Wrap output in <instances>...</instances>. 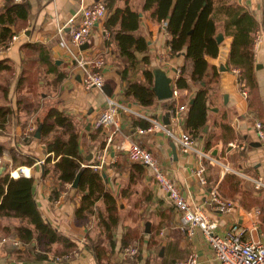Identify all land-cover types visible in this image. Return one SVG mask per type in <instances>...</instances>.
<instances>
[{
    "label": "crops",
    "instance_id": "obj_1",
    "mask_svg": "<svg viewBox=\"0 0 264 264\" xmlns=\"http://www.w3.org/2000/svg\"><path fill=\"white\" fill-rule=\"evenodd\" d=\"M97 1L107 3L110 0H0V12L12 3L29 6L27 19L18 22V27H11L15 32L13 36L18 39L8 49L0 45V60H8L13 67L7 101H4L0 89V105L6 104L12 109L8 122L0 130V145L5 147L0 168L5 167L3 175L10 174L14 169L12 156L15 157V164L33 160L31 166L19 164V167L27 175L24 178L34 179V199L43 218L76 245L73 256H60L69 257L62 260L66 261L64 263H60L57 260L60 257H54L51 253L47 254L46 260H17L7 248L0 247V264H96L88 245L97 242L107 250L108 259L104 264H131L120 257L125 235L129 238L125 247L130 244L137 246L142 264H175L191 253L197 255L198 264H217L199 230H195L191 237L179 231V215L157 187L150 170L128 159L126 150L132 143L151 153L159 168L178 186L188 202L201 206L208 219L216 222V231L220 235L230 225L238 224L246 229L245 239L264 242V190L255 191L253 184L255 179H261L264 183V149L253 128L255 120L264 123V37L257 45L253 44L254 86L248 88L240 70L231 69L228 64L232 38L224 34L221 24L218 25L214 35L218 54L215 58L205 57L208 83H202V86L207 87L206 123L197 137H193L184 127L188 105L198 89V85L189 79L191 64L185 59V53H170L167 44L170 37L163 24L152 20L150 12L142 10L145 0L112 2L113 9L129 7L138 15L139 26L132 36L143 38L146 43L144 52L134 53L139 68L128 69L127 81L121 79V71L128 65H123L118 58L115 43L106 45L109 34L103 22L97 23L91 30L88 47L83 54L91 59H103L104 85L110 86L112 94L107 97L102 91L83 88L80 72L68 64L66 51L60 47L56 32L79 9ZM236 2L252 15L258 24L257 31H261L264 0ZM78 21L77 16L75 22ZM68 32L69 27L66 26V38ZM144 57H149V66L143 63ZM27 60L31 64L28 82L32 85L37 79V96L26 90L17 95L13 91L22 62ZM148 68L152 74L155 70L165 73L171 80L172 90H177L175 97L167 101L155 98L152 105L142 107L132 98L124 96L127 82H145L143 70ZM233 70H238L239 74H233ZM177 71L186 80L187 88H177ZM4 76H0V86L4 84ZM241 91L246 92L245 98ZM107 99L125 107V110L119 111L116 127L96 129L94 122L104 110ZM23 102L27 105H22ZM181 106L185 107L182 111L179 110ZM52 107L69 119L73 132L79 137L78 152L83 158L81 166L90 168L96 163V155L105 152L102 168L90 169L99 173L106 192L116 201L119 221L111 239L105 235L104 201L99 199L95 202L91 215L75 218L74 211L81 199L76 189L65 184L58 197L52 199L53 189L57 187L56 177L52 174L43 177L42 167L37 164L48 156L44 146L38 139L21 140L28 128H37L38 121ZM154 124L157 126L154 127ZM137 128L148 131L139 134ZM182 133L194 140L196 150L206 154V159L202 160L205 185H199L193 174L199 157L182 153L170 136ZM50 138L51 135L47 137ZM214 187L224 198L237 204L234 211L221 214L214 209L209 201L210 191ZM257 209L260 213L255 215ZM1 221L5 225H17L14 219Z\"/></svg>",
    "mask_w": 264,
    "mask_h": 264
},
{
    "label": "trees",
    "instance_id": "obj_2",
    "mask_svg": "<svg viewBox=\"0 0 264 264\" xmlns=\"http://www.w3.org/2000/svg\"><path fill=\"white\" fill-rule=\"evenodd\" d=\"M113 0L106 3L107 15L103 26L109 34L110 45L115 43L117 56L123 65L121 79L127 81L128 69L136 70L139 64L136 61L135 52H144L146 43L143 38H134L132 32L138 29L139 18L137 13L129 7L113 9ZM143 11L150 12V18L155 22L166 23L165 31L170 37L167 44L172 55L185 53V59L191 64L189 79L198 85L193 102L188 105L187 116L184 120V127L188 134L197 137L200 130L206 123V76L208 74V63L205 57L215 58L218 54V47L214 39L216 28L222 26L224 34L232 38L230 45L228 64L231 69H238L241 78L246 86L252 88L253 82V44L254 33L258 30L257 21L236 0H145ZM29 6L21 3L9 4L0 12V45L4 48L14 33L11 27H18V22L27 19ZM143 63L149 66V57L142 59ZM29 61L22 62V70L16 78L14 94H20L23 90L35 92L37 79L31 83L28 79L31 75ZM13 67L6 60H0V76L5 75L6 82L0 86L4 101L8 100L9 87ZM145 82L128 81L124 96L132 98L142 107H148L155 101V94L152 91L153 74L148 69L143 70ZM217 75H213L216 77ZM178 89L188 87L186 80L181 77L177 79ZM12 109L6 104L0 105V130L4 129L8 122ZM40 129L38 139L48 155L42 167V176L54 175L57 180V187L53 189L52 199H56L62 187L72 185L76 176L80 178L76 192L80 195L79 206L74 211L77 219H82L93 213L95 202L99 199L104 201L105 218L103 224L105 235L111 239L113 230L118 225L116 201L111 194L106 192L103 180L99 173L93 172L88 167H83V158L78 152L79 137L73 132L72 125L66 116L56 108H50L45 117L38 121L37 128ZM31 135L35 140V132ZM61 129V130H60ZM51 135L50 139H47ZM29 140V139H26ZM5 147L0 145V160L3 157ZM13 170L23 166H31L32 159H27L15 164V157L12 156ZM52 161H54L52 163ZM18 172L13 177H18ZM34 179L20 177L12 179L8 174L0 173V235L9 240L16 239L20 247H13L10 244L3 245L17 260H46L47 254L54 257L65 255L73 256L76 245L68 237L59 233L42 216L34 199ZM2 219H14L17 225H5ZM125 235L122 248L125 247L129 238ZM100 242L88 245L92 250L96 264H104L108 259L107 250ZM56 245V248L53 246ZM113 246V244H112ZM66 261H60L64 263Z\"/></svg>",
    "mask_w": 264,
    "mask_h": 264
},
{
    "label": "built area",
    "instance_id": "obj_3",
    "mask_svg": "<svg viewBox=\"0 0 264 264\" xmlns=\"http://www.w3.org/2000/svg\"><path fill=\"white\" fill-rule=\"evenodd\" d=\"M20 2L21 0H16ZM54 1V0H51ZM107 15V5L102 1L94 2L91 6L81 8L74 17H71L64 26L57 28V36L59 45L66 51L67 62L73 65L80 72V82L84 89H95L102 91L105 84L102 68L104 66L103 59H91L84 56L81 48L87 44L92 28L105 20ZM78 16V23L75 18ZM163 28H166V23L163 22ZM69 27L68 38L65 35V27ZM261 37H264V17L263 28L255 33L254 45H257ZM17 36L11 38L10 43L5 47L8 49L13 42L17 40ZM233 74H239L238 70H233ZM180 72H176L175 78H179ZM177 90H172V97H175ZM242 96L246 97V92L241 91ZM185 107L179 108L182 111ZM120 110H125V107L118 105L115 101L107 99L106 106L98 118L94 122L96 129H108L117 125L116 118ZM157 126L154 124V127ZM258 142L264 149V123L255 120L253 122ZM148 130L137 128L139 134H143ZM150 131V130H149ZM34 132V128L30 127L23 135L24 139H30ZM180 151L185 154H194L199 157L197 168L193 171L199 185H205L204 167L202 160L206 159V154L196 150L194 140L186 133L179 136L170 134ZM127 157L131 162H136L147 167L156 183L157 187L166 195L169 203L177 211L179 215L178 229L187 237H191L195 230H199L205 240L208 242L210 249L214 255L217 264H264V242H254L244 238L246 229L241 228L238 224L230 225L227 230L220 235L216 229V222L210 221L203 211L201 206H195L188 202L178 186L159 168L156 160L150 152L141 148L138 144L132 143L126 150ZM54 161H52L53 163ZM44 160L37 162L43 165ZM105 164V152H100L96 155V163L90 168L97 170L101 169ZM23 168H17V174L23 175ZM12 179V172L9 174ZM18 178V177H17ZM254 190L263 191L264 183L261 179L253 180ZM209 201L214 209L221 214L231 213L237 207V204L231 200L224 198L219 190L214 187L209 194ZM260 211L255 210L254 214L258 215ZM10 244L13 247H20L18 240H9L5 236H0V247ZM121 260L131 264H142L138 248L135 245H127L121 250ZM69 257L58 258V261L67 260ZM175 264H198L197 255L191 253L184 260L178 261Z\"/></svg>",
    "mask_w": 264,
    "mask_h": 264
},
{
    "label": "water",
    "instance_id": "obj_4",
    "mask_svg": "<svg viewBox=\"0 0 264 264\" xmlns=\"http://www.w3.org/2000/svg\"><path fill=\"white\" fill-rule=\"evenodd\" d=\"M88 47L87 44H85L81 49L85 50ZM154 74V80H153V87H152V91L155 94V98L158 101H167L169 99L172 98V88L170 86L171 80L166 77L165 73L161 70H155L153 72ZM102 92L107 96V97H111L112 94V90L110 88V86L108 84L104 85L102 88ZM193 101H191L192 103ZM40 129L41 127H38L36 132H35V139H39L40 138ZM5 170V167H1L0 168V173H2V171ZM21 176L18 174V178H20ZM104 177V175H103ZM80 175L78 174L73 182V184L71 185V187L73 189L77 188V184L79 181ZM17 179V178H15ZM148 227V225L146 226ZM147 233L149 232L148 230L146 231Z\"/></svg>",
    "mask_w": 264,
    "mask_h": 264
},
{
    "label": "rangeland",
    "instance_id": "obj_5",
    "mask_svg": "<svg viewBox=\"0 0 264 264\" xmlns=\"http://www.w3.org/2000/svg\"><path fill=\"white\" fill-rule=\"evenodd\" d=\"M2 78H4L3 82L5 83V82H6V77H2ZM33 93H35L36 96H37V92H36V91L33 92ZM33 104L36 105V103H33ZM22 105H27V103L25 104V102H23ZM36 109H38V108H36ZM31 110H33V109H31ZM21 140H22L23 142L27 141L26 139L23 138V136L21 137ZM13 171H14V172H17V169L12 170L11 172H13ZM10 177H11V176H10ZM16 222H17V221H16ZM0 236H2V235H0ZM1 249H2V248H1ZM1 249H0V250H1Z\"/></svg>",
    "mask_w": 264,
    "mask_h": 264
},
{
    "label": "bare ground",
    "instance_id": "obj_6",
    "mask_svg": "<svg viewBox=\"0 0 264 264\" xmlns=\"http://www.w3.org/2000/svg\"><path fill=\"white\" fill-rule=\"evenodd\" d=\"M25 173H23V175H24Z\"/></svg>",
    "mask_w": 264,
    "mask_h": 264
}]
</instances>
